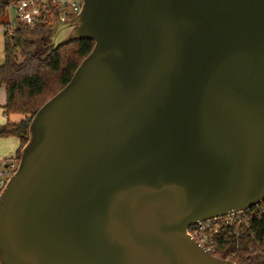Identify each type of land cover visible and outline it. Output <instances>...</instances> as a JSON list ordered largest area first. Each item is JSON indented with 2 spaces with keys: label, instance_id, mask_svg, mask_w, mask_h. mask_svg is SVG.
<instances>
[{
  "label": "water",
  "instance_id": "obj_1",
  "mask_svg": "<svg viewBox=\"0 0 264 264\" xmlns=\"http://www.w3.org/2000/svg\"><path fill=\"white\" fill-rule=\"evenodd\" d=\"M94 47L35 114L0 264H236L198 222L264 202V0H84Z\"/></svg>",
  "mask_w": 264,
  "mask_h": 264
},
{
  "label": "trees",
  "instance_id": "obj_2",
  "mask_svg": "<svg viewBox=\"0 0 264 264\" xmlns=\"http://www.w3.org/2000/svg\"><path fill=\"white\" fill-rule=\"evenodd\" d=\"M13 1L0 0L1 27L7 23V10ZM54 22L35 28L17 25L11 33H3L0 87L6 90V104L2 109L7 121L0 126V138L13 137L19 141L15 153L18 158L37 111L70 82L94 47L91 40H79L52 50ZM14 115L21 119L11 121ZM217 243L216 256L221 259H230L236 264H264V214L252 221L249 228H241L238 237L234 229H222Z\"/></svg>",
  "mask_w": 264,
  "mask_h": 264
},
{
  "label": "built area",
  "instance_id": "obj_3",
  "mask_svg": "<svg viewBox=\"0 0 264 264\" xmlns=\"http://www.w3.org/2000/svg\"><path fill=\"white\" fill-rule=\"evenodd\" d=\"M84 0H15L8 9L14 12L13 19H8L2 26L4 32H12L17 25L25 28H35L47 24L51 20H66L77 15ZM20 158L16 155L0 158V197L4 193L11 177L18 170ZM264 214V203L246 211L212 220L198 222L188 228L195 241L206 251L216 256L217 235L224 228H232L236 236L241 235V228H249L252 221ZM234 254L232 255V257Z\"/></svg>",
  "mask_w": 264,
  "mask_h": 264
},
{
  "label": "rangeland",
  "instance_id": "obj_4",
  "mask_svg": "<svg viewBox=\"0 0 264 264\" xmlns=\"http://www.w3.org/2000/svg\"><path fill=\"white\" fill-rule=\"evenodd\" d=\"M6 19H13L14 12L11 9L7 10ZM2 28V27H1ZM3 33L0 31V64L3 61ZM20 116H11V121H19ZM19 146V141L13 137L0 138V158L14 155L16 153V147Z\"/></svg>",
  "mask_w": 264,
  "mask_h": 264
},
{
  "label": "crops",
  "instance_id": "obj_5",
  "mask_svg": "<svg viewBox=\"0 0 264 264\" xmlns=\"http://www.w3.org/2000/svg\"><path fill=\"white\" fill-rule=\"evenodd\" d=\"M7 21H8V19H7ZM0 31L3 33L1 26H0ZM6 98H7V95H6L5 88L0 87V126L4 125L7 121L6 116L4 115L3 109H2V107L6 104ZM18 148H19V146L17 145L16 149L18 150ZM11 156H13V155H11Z\"/></svg>",
  "mask_w": 264,
  "mask_h": 264
}]
</instances>
